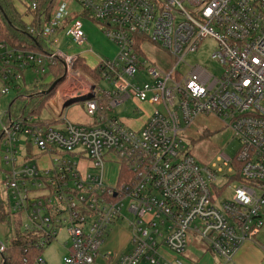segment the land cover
Instances as JSON below:
<instances>
[{
  "label": "built area",
  "instance_id": "built-area-1",
  "mask_svg": "<svg viewBox=\"0 0 264 264\" xmlns=\"http://www.w3.org/2000/svg\"><path fill=\"white\" fill-rule=\"evenodd\" d=\"M25 1L31 11L37 9V0ZM27 19L30 24L31 14ZM81 20L99 26L118 50L113 60L91 68L97 81L75 68L81 55L56 48L60 33L73 46H85ZM29 31L41 41L38 52L0 44V95L25 90L26 70L43 74L59 64L63 81L54 96L83 99L89 121L75 124L60 115L58 125H49L35 115L0 116L5 166L0 197L12 222L6 223V245L0 243V263L16 225L44 250L62 222L69 238L63 264H94L108 226L117 220L127 222L131 248L115 258L101 255L106 264H190L186 248L198 241L204 252L233 264L244 244L259 245L264 0H52L47 21ZM206 40L215 44L210 59L219 65L217 73L184 61ZM148 44L173 64L163 69L147 62L142 47ZM130 99L138 112L146 111L138 129L108 116ZM218 121L238 151L230 159L223 149L213 163L200 165L190 141L207 135V124ZM20 141L30 150L24 157ZM105 163L119 164L114 188L104 185ZM219 175L237 181L231 200L217 201L220 195L211 192ZM124 203L131 221L122 212ZM35 264L45 263L39 256Z\"/></svg>",
  "mask_w": 264,
  "mask_h": 264
},
{
  "label": "rangeland",
  "instance_id": "rangeland-1",
  "mask_svg": "<svg viewBox=\"0 0 264 264\" xmlns=\"http://www.w3.org/2000/svg\"><path fill=\"white\" fill-rule=\"evenodd\" d=\"M13 5L17 12L23 15V20L27 19V15L25 14V7L27 5L25 0H13ZM25 14V15H24ZM82 27L84 29V35L86 37V44L83 47H75L71 44L68 37L63 36L57 39L56 48L64 53L69 55H81L84 58L86 65L89 68H94L98 62L105 60H113L118 53L117 48L113 43H111L104 34L100 31L99 26L95 23H92L88 20H81ZM215 44L212 40H206L202 42L201 46L198 50L188 55L184 61L190 65H198L202 68H205L209 72L217 73L219 71V65L210 59L211 54L213 53ZM144 55H146L147 62L155 63L157 66L162 67L163 69L168 68L169 65L173 64L172 58L167 56L161 49L154 47L153 45H145L142 47ZM78 69V66L75 67ZM30 75V72L26 73V76ZM33 79V81H32ZM41 81L45 82L39 72H33V77L30 79H26V85H29L36 82L40 83ZM57 85L54 87V94L56 93L58 87L61 85L60 83L63 79H56ZM96 82V81H95ZM103 86V84H102ZM2 89V82L0 80V90ZM52 90V91H53ZM65 95L71 94V89H64ZM53 94V95H54ZM64 95V96H65ZM53 96L50 97L52 99ZM14 99V94L9 92L5 95L0 96V115L6 112L9 103ZM49 99V100H50ZM76 99V98H74ZM48 100V101H49ZM73 100V99H72ZM82 103H73L69 105L63 113V117L72 123H82L85 121V110ZM52 106V105H51ZM138 105L132 100H128L124 105L118 106L113 109L108 116H116L123 121H140L145 115L146 111L138 112L136 107ZM42 118L44 120H48L50 116L47 111L42 112ZM204 122H200V125ZM207 124V123H205ZM208 134L203 136L197 141H190L192 154L196 157L197 161L200 165L207 164L210 165L215 161L218 153L223 150V153L233 159L238 151V143L235 140H232L231 134L224 129V126L218 121L217 125L207 124ZM192 132L196 131V128H191ZM196 136V135H194ZM20 140H23L21 137ZM3 145L0 148V181L2 179V172L5 169V166L2 162V150ZM19 153L22 157L26 154V149L21 147L19 149ZM82 171L86 172L87 175L93 176L95 171L83 169ZM119 171V164L117 163H105L104 171H103V182L106 187L114 188L117 183V175ZM233 174V172L231 173ZM234 175V174H233ZM237 184L236 180L227 181L225 178L218 176L216 180V188H211V192L219 196L220 200H231L233 196V186ZM40 192H35L33 195H38ZM3 199H5L3 197ZM127 203H124V208L122 212L125 214L126 219L131 221V215L126 211ZM63 218V217H62ZM66 226L60 222L58 227H56L55 232L56 235L54 239L50 242V244L42 251L40 254V259L45 264H63V258L67 256V245L69 242L68 235L66 233ZM106 234L109 236H105V242L101 245L99 253L95 259L94 264H106V262L102 259L101 255L109 254L111 257L115 258L120 253H125L129 251L131 248L130 240H129V231L127 227V222H123L122 220H117L114 223L110 224L107 228ZM8 232L7 229L0 226V243L6 245V242L9 238H7ZM7 240V241H6ZM259 245L256 247L260 250L262 255L264 256V238H258ZM197 246L192 243L186 248V258L189 259L190 264H223L222 260L216 255L211 254L209 251H205V246L202 242L198 241ZM122 248H126L125 250H116V247L119 246ZM238 253L233 258V264H236ZM260 264H264V261Z\"/></svg>",
  "mask_w": 264,
  "mask_h": 264
},
{
  "label": "trees",
  "instance_id": "trees-1",
  "mask_svg": "<svg viewBox=\"0 0 264 264\" xmlns=\"http://www.w3.org/2000/svg\"><path fill=\"white\" fill-rule=\"evenodd\" d=\"M37 2L38 7L35 11H31L26 5L25 14H31L33 17L32 22L28 24L23 20V15L16 11L13 0H0V44L7 48L25 47L33 52L40 51L41 41L35 38L36 36L32 35L29 29H36L40 24L47 21L52 7V0H37ZM76 66L85 76L98 80V76L91 71L84 60L78 61ZM48 75L51 76L48 82L42 84L34 82L32 89L21 90L11 101L7 114L16 118L35 115L41 122L50 125V122L42 118V112L46 111V103L53 96L54 90L48 95H42V93L47 91L56 79H63V70L59 64L49 65L41 76L46 78ZM121 172L125 171L121 168ZM8 219L0 201V224L8 223L12 225L11 220L8 221ZM42 251L36 249L24 233L19 230V225H16L5 253L4 262L0 264H35Z\"/></svg>",
  "mask_w": 264,
  "mask_h": 264
},
{
  "label": "crops",
  "instance_id": "crops-1",
  "mask_svg": "<svg viewBox=\"0 0 264 264\" xmlns=\"http://www.w3.org/2000/svg\"><path fill=\"white\" fill-rule=\"evenodd\" d=\"M24 21L25 22H27L28 23V21H30L29 19H24ZM83 32H84V29H83ZM64 36V34L63 33H60L59 34V38H61V37H63ZM86 42H87V40H86ZM82 60H84V58H82V56H81V59L79 60V61H82ZM85 61V60H84ZM27 72H30V75L28 76H26V73ZM26 73H25V79H24V81L23 82H21V84L25 87L24 89H28V90H30V89H32V87H33V85L34 84H32V82H31V84H29V85H26V79L28 78V79H30L31 80V77H33V71L32 70H26ZM82 75L83 76H85L83 73H82ZM85 77H87V76H85ZM44 79H46V81L45 82H48L50 79H51V76L49 77V75L46 77V78H44ZM32 81H33V79H32ZM42 83H44L43 81H41L40 82V84H42ZM1 91V90H0ZM9 92H12L13 94H14V98L17 96V92H15V91H12V90H10ZM8 92V93H9ZM5 95V94H4ZM1 96V95H0ZM68 98L66 97V99L65 100H67ZM65 101H63V100H59V98H57V96H54L53 95V97H52V99H50L49 101H47V109H46V111L48 112V115L50 116V118L47 120L48 122H50L51 123V125H58L57 123H59V115H60V113H62L61 115L63 116V113H64V111H65V109L67 108V107H69V106H67L66 108H64V109H61V106H62V104L64 103ZM11 103V102H10ZM10 103H9V105H8V107H7V110H6V112L5 113H3V114H6V115H8L7 113H8V110H9V106H10ZM80 103V102H79ZM52 105V106H51ZM70 105H72V104H70ZM82 105V104H81ZM142 107L143 108H145L146 106L145 105H142ZM148 109H149V107H148ZM2 114V115H3ZM1 116V115H0ZM86 116V115H85ZM89 120H88V118L87 117H85V121L84 122H82V123H80V124H85V123H87ZM140 121H142V120H140ZM140 121H138V122H131V121H129V122H127V121H123L127 126H129V127H132V128H134V129H138L139 128V126H140V124L142 123V122H140ZM75 124H77V123H75ZM79 124V123H78ZM19 145H20V147H23V146H26V143H24L23 141L21 142H19ZM27 151V150H26ZM30 152V150H28L27 152H26V154L27 153H29ZM25 154V155H26ZM45 162V159L44 160H42L40 163L42 164V163H44ZM0 201H1V197H0ZM1 203H2V201H1ZM11 225V224H10ZM9 225V226H10ZM0 226L1 227H4V228H6L7 229V226H6V224H0ZM8 226V227H9ZM109 236V235H108ZM119 248V250H125L126 248H122V247H120V245L119 246H117L116 247V250ZM126 253V252H125ZM120 254H123V253H120ZM264 261V256L262 255V253L260 252V250L256 247V245L255 244H252V243H246V244H244L242 247H241V249L239 250V254H238V258H237V262H236V264H260V263H262ZM198 264H201V262H199Z\"/></svg>",
  "mask_w": 264,
  "mask_h": 264
},
{
  "label": "water",
  "instance_id": "water-1",
  "mask_svg": "<svg viewBox=\"0 0 264 264\" xmlns=\"http://www.w3.org/2000/svg\"><path fill=\"white\" fill-rule=\"evenodd\" d=\"M57 83H58V81L57 82H54L51 86H50V88L47 90V91H45V92H43L42 93V95H48L53 89H54V87L57 85ZM68 97V96H67ZM89 97H91V96H89ZM73 99V100H72ZM83 99H74V98H70L69 100L67 99V101H65L63 104H62V106H61V109H64V108H66L67 106H69L70 104H73V103H78V102H81ZM62 113H60V115H61ZM59 115V116H60Z\"/></svg>",
  "mask_w": 264,
  "mask_h": 264
}]
</instances>
